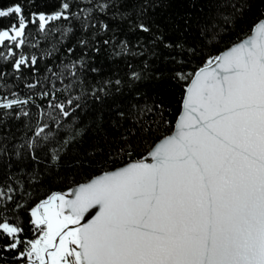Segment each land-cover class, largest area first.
<instances>
[{
  "label": "snow or ice",
  "instance_id": "6c2138e0",
  "mask_svg": "<svg viewBox=\"0 0 264 264\" xmlns=\"http://www.w3.org/2000/svg\"><path fill=\"white\" fill-rule=\"evenodd\" d=\"M253 3L213 0L214 13L180 36L151 19L154 0L0 6V125L24 120L20 135L0 134V264H264V0L237 31ZM125 25L175 53L179 106L168 119L163 104L117 105L104 159L79 181L62 177L87 100L147 78L146 64L129 65L126 80H85L102 48L130 50L117 43ZM53 172L64 190L36 196Z\"/></svg>",
  "mask_w": 264,
  "mask_h": 264
},
{
  "label": "trees",
  "instance_id": "16d2710c",
  "mask_svg": "<svg viewBox=\"0 0 264 264\" xmlns=\"http://www.w3.org/2000/svg\"><path fill=\"white\" fill-rule=\"evenodd\" d=\"M8 2L9 0H0V6L6 5ZM136 2L137 0H129V7ZM154 3L156 7L150 12L151 19L169 36L194 34L198 22L215 11L212 6L213 0H154ZM36 4L46 5L47 7H43L42 10L52 11L58 5V0H36ZM259 7V0H254L252 10L246 14L237 31L240 28L247 29V25L255 20ZM5 22L0 20V23ZM177 25L180 29H187V31L181 33L177 30ZM188 25L191 27L189 28ZM32 31L35 33V29ZM78 35L79 33H77ZM57 38L59 37L57 36ZM119 40H126L130 50L121 56H114L110 47L102 48L91 61V67L98 71L85 70L86 82L92 84L109 78L113 81L117 78L126 80L129 65L135 70H140L147 64V68H145L147 78L139 82L134 89L124 87L118 93L113 89L112 95L106 97L103 103L91 98L87 100L88 106L80 109L77 114V127L84 128L85 132L79 142L74 144L63 158L62 166L59 169V174L62 177L79 181L82 175L93 171L97 161L104 159L100 153L107 151V141L119 135L118 131L112 127V121L116 118L117 105L120 111H127L132 104H143L145 100L149 104H163L167 109L165 115L168 119L172 118L169 113L174 114L179 106L182 90L174 80V75L181 69L171 59L175 53L163 46L150 47L151 37L148 34L129 30L126 25L117 33V43ZM75 42V38L70 39L66 47H71ZM138 42L143 43L144 47H139ZM41 47H46V45L42 44ZM61 53L64 54V49H61ZM80 54V49L77 48L76 54L72 58L75 59ZM48 63H52V61L49 60ZM198 63V60H193L183 70L187 71ZM41 67H43V63ZM137 92L143 95L138 97ZM58 95L64 99L63 94ZM145 119L151 121L157 117L155 114H146ZM23 124V119L20 121L11 119L7 124L0 125V134L11 129V132H8L9 135L13 133L20 135L24 131ZM93 151H95V155L90 154ZM55 176L56 173L53 172L51 177L45 179L43 185H38L39 191H36L35 195L42 198L46 191L64 190V183L54 179Z\"/></svg>",
  "mask_w": 264,
  "mask_h": 264
}]
</instances>
